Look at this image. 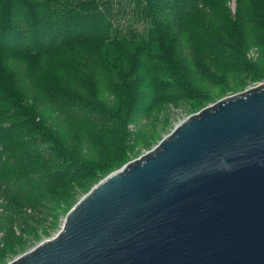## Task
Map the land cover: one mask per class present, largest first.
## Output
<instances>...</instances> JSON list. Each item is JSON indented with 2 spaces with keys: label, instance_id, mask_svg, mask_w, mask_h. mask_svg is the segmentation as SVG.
<instances>
[{
  "label": "water",
  "instance_id": "obj_1",
  "mask_svg": "<svg viewBox=\"0 0 264 264\" xmlns=\"http://www.w3.org/2000/svg\"><path fill=\"white\" fill-rule=\"evenodd\" d=\"M6 264H264V80L189 114Z\"/></svg>",
  "mask_w": 264,
  "mask_h": 264
},
{
  "label": "rangeland",
  "instance_id": "obj_2",
  "mask_svg": "<svg viewBox=\"0 0 264 264\" xmlns=\"http://www.w3.org/2000/svg\"><path fill=\"white\" fill-rule=\"evenodd\" d=\"M66 3L73 5L74 0ZM203 7V12L211 9L210 21L215 22L213 28H218L217 35L223 42L205 43L203 31L187 28L158 37L154 42L157 49L148 50L158 55L148 64L156 72L154 75L148 71L128 73L129 64L123 55L132 49V44H111L102 50H92L65 43L48 60L33 58L25 63L30 64L23 68L28 67L32 79L59 87L62 92L59 101L65 102L61 107L72 111L70 118L58 111L50 112L47 121L53 124L49 127L54 142L81 159L86 154L97 167L82 176L69 173L65 181L47 186L46 198L37 205L9 204L0 194V264L53 237L67 211L83 194L104 176L151 149L189 114L264 80V0H208ZM199 14L193 19L208 20L207 15ZM248 15L260 18L263 23L254 38L247 34L254 27L247 20ZM205 21L200 23L204 26ZM208 49L218 53L209 54ZM162 52L164 56L160 55ZM99 59L114 66L109 68L112 73H107ZM14 60L13 56L0 52V77L4 72L21 73L20 63ZM118 67L123 70L119 72ZM93 72L100 74L92 77L97 75ZM135 81L139 86H132ZM162 81L171 89L161 92V88L151 89L152 82ZM180 83L185 90L172 89ZM30 91H34L33 86H29ZM30 97L27 103L39 104L34 101V94ZM151 99L156 101L144 103ZM129 105L133 111L127 114ZM107 109L114 111L112 118L110 112L106 114ZM74 111L87 113L82 117L88 118L86 125L74 117ZM90 126L98 131L89 130ZM41 146L46 148L44 152L50 151L45 144ZM10 210L20 218L8 221Z\"/></svg>",
  "mask_w": 264,
  "mask_h": 264
},
{
  "label": "trees",
  "instance_id": "obj_3",
  "mask_svg": "<svg viewBox=\"0 0 264 264\" xmlns=\"http://www.w3.org/2000/svg\"><path fill=\"white\" fill-rule=\"evenodd\" d=\"M67 1L0 0L3 21L0 52L13 56L22 69L20 74L12 71V74L6 75L4 72L0 77V194L9 204L37 205L46 198L44 188L47 186L65 181L69 173L82 176L97 167L86 154L81 159L54 142L49 127L53 124L47 121L50 112L58 111L70 118L72 111L61 107L64 101H59L62 94L59 87L48 83L46 86L44 80L32 79L28 67L26 70L23 68L30 64L25 63L33 58L48 60L65 43H76L81 48L92 50H102L111 44H132V49L126 50L123 55L129 64L128 73L148 71L154 75L156 72L148 64L158 55L148 50L156 48V38L178 28H187L189 31H203L205 43L218 44L222 41L217 35L218 28H213L215 22L210 21L213 20L210 18L211 9L203 12L208 0H74L73 5H67ZM197 13H201V17L208 16V20H200L205 21L204 26L193 19ZM247 20L254 24L247 33L254 38L263 23L260 18L251 15L247 16ZM207 52L218 53L213 49ZM160 55L164 56V53ZM98 63L105 64L103 67L107 73H112L109 68H114L113 65L102 63L100 59ZM117 69L119 72L123 70L122 67ZM93 73L97 75L92 77L100 74ZM88 75L90 77L91 73ZM29 86H33V92H28ZM132 86L139 84L135 81ZM157 88H161L159 92L171 89L163 81L152 82L151 89ZM172 89L182 91L186 87L180 83ZM30 94H34V101L38 100L39 104L26 102L31 98ZM178 97L180 95L175 98ZM155 101L151 99L144 103L150 105ZM126 111L127 114L133 111L130 105ZM109 112L107 109L106 114ZM113 113L108 114L110 118ZM73 114L83 125L87 124L88 118L82 119L83 114H87L85 111H74ZM89 130L98 131L94 126H90ZM41 144H45L50 151L44 152L46 148ZM18 218L17 212L9 211L8 221Z\"/></svg>",
  "mask_w": 264,
  "mask_h": 264
}]
</instances>
